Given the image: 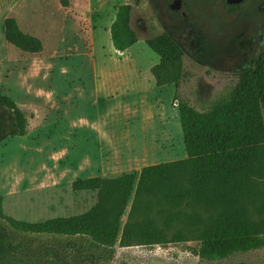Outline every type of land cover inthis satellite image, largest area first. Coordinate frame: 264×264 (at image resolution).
I'll return each instance as SVG.
<instances>
[{"label": "rangeland", "instance_id": "rangeland-1", "mask_svg": "<svg viewBox=\"0 0 264 264\" xmlns=\"http://www.w3.org/2000/svg\"><path fill=\"white\" fill-rule=\"evenodd\" d=\"M182 1L185 15L169 8L173 0H0V93L28 116L26 135L0 141V225L22 257L34 264H83L88 254L98 264H264V246L205 260L192 240L118 244L141 168L186 156L173 120L174 87L154 85L149 69L158 56L145 38L167 32L180 46L188 76L178 94L197 110L226 94L259 54V2L229 11L222 0ZM121 3L132 6L138 40L119 53L109 26ZM6 17L39 38L43 51L7 43ZM6 125L0 111V134ZM92 177L97 190H72ZM46 248L60 260L45 256Z\"/></svg>", "mask_w": 264, "mask_h": 264}, {"label": "trees", "instance_id": "trees-1", "mask_svg": "<svg viewBox=\"0 0 264 264\" xmlns=\"http://www.w3.org/2000/svg\"><path fill=\"white\" fill-rule=\"evenodd\" d=\"M224 7L234 11L239 4ZM132 6H115L110 41L124 52L138 40L131 24ZM7 43L23 53L43 51L39 38L25 33L14 17L3 20ZM158 62L149 72L156 87L172 85L185 157L141 168L121 228L120 247L197 241L198 255L221 260L264 246V49L251 67L237 73L235 84L204 110L178 94L187 79L183 51L167 32L145 38ZM7 125L0 141L27 134L28 116L12 98L0 93ZM73 191H95L97 177L78 179ZM20 244L0 225V264H34L19 254ZM55 261L60 254L46 248ZM83 264H98L93 255Z\"/></svg>", "mask_w": 264, "mask_h": 264}, {"label": "flooded vegetation", "instance_id": "flooded-vegetation-1", "mask_svg": "<svg viewBox=\"0 0 264 264\" xmlns=\"http://www.w3.org/2000/svg\"><path fill=\"white\" fill-rule=\"evenodd\" d=\"M180 1H181V6H180V9H179L177 12H178L180 15H185V12L183 11L184 3H183L182 0H180ZM248 1H250V0H245V1H243L242 3L239 4V7H240L242 4H244V3L248 2ZM255 1L259 2V4L257 5V9H258L259 14L261 15V17L264 18V8L261 7L262 4H264V0H255ZM222 5L224 6L223 2H222ZM239 7H238V8H239ZM238 8H236V9H238ZM236 9H235V10H236ZM258 38H259L258 40H256V39L254 38L253 41H255V42L257 43V45H258V46H257V47H258L257 52L260 53V52L264 49V24H263V26H262L261 29H260V34H259V37H258ZM257 41H258V42H257Z\"/></svg>", "mask_w": 264, "mask_h": 264}, {"label": "water", "instance_id": "water-1", "mask_svg": "<svg viewBox=\"0 0 264 264\" xmlns=\"http://www.w3.org/2000/svg\"><path fill=\"white\" fill-rule=\"evenodd\" d=\"M245 0H225V3L227 5H235V4H240ZM181 6V1L180 0H173V2L170 4L169 8L173 11H178L180 9ZM262 8H264V4H262L261 6ZM119 53H122V51H118Z\"/></svg>", "mask_w": 264, "mask_h": 264}, {"label": "crops", "instance_id": "crops-1", "mask_svg": "<svg viewBox=\"0 0 264 264\" xmlns=\"http://www.w3.org/2000/svg\"><path fill=\"white\" fill-rule=\"evenodd\" d=\"M114 11H115V10H114ZM92 28H93V27H92ZM92 28H91V29H92ZM91 29H90V32H89V31L87 32V35H86L87 38H88V35L91 34ZM25 33H27V32H25ZM28 34H29V33H28ZM152 79H153V78H152ZM153 82H154V81H153ZM154 85H155V84H154ZM165 116H166V115H165ZM176 118H179L177 112H176L175 115H173L174 124H176ZM166 120H167V118H166ZM179 128H180V127H179Z\"/></svg>", "mask_w": 264, "mask_h": 264}]
</instances>
